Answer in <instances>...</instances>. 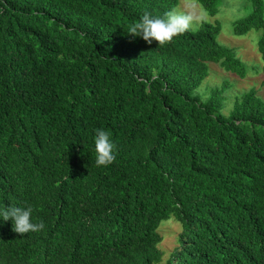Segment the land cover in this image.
Instances as JSON below:
<instances>
[{"label":"trees","instance_id":"1","mask_svg":"<svg viewBox=\"0 0 264 264\" xmlns=\"http://www.w3.org/2000/svg\"><path fill=\"white\" fill-rule=\"evenodd\" d=\"M190 1L211 17L221 4ZM244 1L232 35L260 33L264 74V0ZM179 2L0 0V207L31 205L45 225L0 223V264H264V97L229 104L204 85L210 65L251 69L218 22L164 46L126 33ZM96 129L115 145L107 167Z\"/></svg>","mask_w":264,"mask_h":264},{"label":"rangeland","instance_id":"2","mask_svg":"<svg viewBox=\"0 0 264 264\" xmlns=\"http://www.w3.org/2000/svg\"><path fill=\"white\" fill-rule=\"evenodd\" d=\"M178 10L184 13H190L197 19L195 30L199 27L202 21L220 24V33L217 35V42L234 50L236 56L245 62L251 69L248 71L244 79H239L235 75L224 72L217 65H210V75L204 85L208 89L213 87H224L226 102L231 103L233 97L237 93L254 89L257 96L264 97V74L259 70L261 67L259 55L256 49V43L259 37V32L249 31L243 36L232 35L233 22L244 18L249 13V8L244 0H221L218 7V12L215 16H209L198 4L190 0H180ZM259 64V65H258ZM255 65L258 66L255 67ZM253 66L255 67L254 69ZM228 79L223 80V79ZM224 81H227L226 83ZM228 83V84H227ZM230 96V98L227 97ZM178 225L172 221L162 223L158 232L163 237L161 246L165 249H170L174 245L175 233L178 230Z\"/></svg>","mask_w":264,"mask_h":264},{"label":"clouds","instance_id":"3","mask_svg":"<svg viewBox=\"0 0 264 264\" xmlns=\"http://www.w3.org/2000/svg\"><path fill=\"white\" fill-rule=\"evenodd\" d=\"M197 19L190 13L169 10L161 16H156L145 10L135 23L129 25L127 32L132 37H140L146 44L164 46L174 37L192 30ZM95 159L98 167H107L115 160L114 142L110 133L103 129H96L93 137ZM11 222V230L23 235L37 233L45 228L44 223L33 221V207L31 205L0 207V223Z\"/></svg>","mask_w":264,"mask_h":264}]
</instances>
